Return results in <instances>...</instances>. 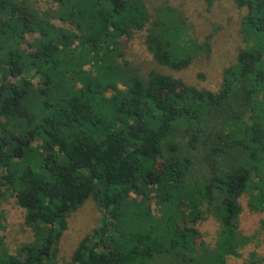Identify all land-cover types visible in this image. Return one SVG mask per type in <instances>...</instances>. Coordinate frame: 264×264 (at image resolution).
Masks as SVG:
<instances>
[{
  "label": "trees",
  "instance_id": "obj_1",
  "mask_svg": "<svg viewBox=\"0 0 264 264\" xmlns=\"http://www.w3.org/2000/svg\"><path fill=\"white\" fill-rule=\"evenodd\" d=\"M25 1L0 0V199L23 211L32 241L0 264H56L66 219L87 200L98 224L64 264L238 257V199L246 196L250 212L264 209V0H231L245 9L243 47L217 92L156 70L142 76L123 59L120 43L142 30L145 52L169 71L208 52L209 37L186 45L180 17L165 7L50 0L55 9L39 14ZM222 120L237 128L220 129ZM151 194L159 219L144 205ZM184 199L194 208L188 218ZM198 204L220 231L214 250L195 257L188 243L198 233L185 221L201 220Z\"/></svg>",
  "mask_w": 264,
  "mask_h": 264
},
{
  "label": "rangeland",
  "instance_id": "obj_2",
  "mask_svg": "<svg viewBox=\"0 0 264 264\" xmlns=\"http://www.w3.org/2000/svg\"><path fill=\"white\" fill-rule=\"evenodd\" d=\"M25 2L39 14L47 9H55V5L50 0ZM146 7L149 12L165 7L177 14L181 20L183 38L188 40L186 45L194 43L200 46L206 37H209L208 52L199 51L184 70L169 71L156 65L145 52L142 44L145 31L142 30L120 43L123 59L136 68L142 76L150 70H156L198 90L217 92L222 70L235 62L243 47L239 29L245 9L236 8L231 0H146ZM52 23L62 26L56 21ZM35 36L28 35L25 40L30 42ZM33 83L37 84L36 80H33ZM245 121L248 123L247 120ZM230 123L228 120H222L218 126L224 130L237 128V124L233 127ZM37 144L38 142L35 143ZM183 152L192 154L186 147L183 148ZM128 199L140 200L139 197L131 194ZM157 201L158 198L151 194L144 203L154 219H159L161 212V206ZM238 203L241 209L236 218L235 238L239 246L238 257L227 256L224 264H264V209L250 212L244 195L238 199ZM195 209L201 220L194 224H188L186 221L185 223L186 227L193 228L198 233V236L188 243L192 255L197 257L203 251L214 250L219 238L220 224L212 213L206 211L204 204H198ZM179 211L188 218L194 208L188 199H184L179 205ZM98 221L99 213L90 200L85 201L70 214L66 219L65 229L57 241L54 262L56 264L67 262L80 239L95 228ZM31 241L32 234L23 225V211L15 205L12 198L0 199V256L2 253L15 255L21 246Z\"/></svg>",
  "mask_w": 264,
  "mask_h": 264
}]
</instances>
